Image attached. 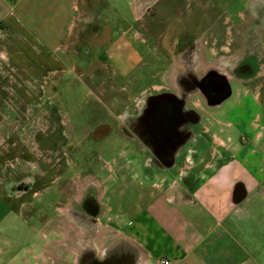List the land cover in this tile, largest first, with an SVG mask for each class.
Returning <instances> with one entry per match:
<instances>
[{"label": "crops", "instance_id": "1", "mask_svg": "<svg viewBox=\"0 0 264 264\" xmlns=\"http://www.w3.org/2000/svg\"><path fill=\"white\" fill-rule=\"evenodd\" d=\"M136 34L122 41L118 0H0V241L9 240L10 214L22 217L39 196L40 213L48 202L56 212L48 219L43 212L42 250L22 264H88L119 244L122 264H261L254 242L264 240V125L249 148L239 146L232 122L206 123L200 133L209 136L174 157L182 164L172 174L107 162L92 194L98 208L72 205L86 195L84 185L66 205L43 198L72 168L47 81H56L55 92L73 66L104 55L122 73V50ZM15 260L0 248V262Z\"/></svg>", "mask_w": 264, "mask_h": 264}, {"label": "rangeland", "instance_id": "2", "mask_svg": "<svg viewBox=\"0 0 264 264\" xmlns=\"http://www.w3.org/2000/svg\"><path fill=\"white\" fill-rule=\"evenodd\" d=\"M135 3L140 7L138 19L133 12ZM118 7L122 9V41L137 31L131 45L122 50V73L104 55L93 64L73 66L70 71L75 74L63 75L62 81L55 84V92L52 88L56 81H47L52 103L63 118L64 149L72 165L54 184L56 194L43 196L51 200L56 195L58 205L72 203L83 185V194L97 196L107 162H122L130 171L141 174L147 170L149 176L151 172L165 175L178 170L182 161L174 157L192 151L188 144L199 137V121L190 127L180 118L175 129L176 142L166 156H155L160 140L154 137L152 142L147 141L140 129L149 124L156 106L170 102L183 111L189 106L195 111L194 116H199V107L193 106L199 105L197 93L187 95L180 80L186 67L177 48L182 46L184 36L208 38L210 42L219 39L217 52L200 43L197 64L190 66L196 75L202 76L203 69L218 58L229 62L233 58L243 67L249 64L253 68L252 76L244 81L228 72L233 92L216 115L237 127L234 136L239 146L254 145L255 131L264 125V64L256 53L259 39L264 43L263 16L259 14L263 11L262 0H202L197 4L193 0H118ZM108 9L106 14L113 16V9ZM258 16L261 23H257ZM221 43L229 46L226 53L220 51ZM241 68L242 65L238 67L240 73ZM147 132L151 135L150 130ZM38 200L36 196L35 204L23 210L22 217L10 214L5 226L9 240L0 241V248L15 255V264H22L23 257H31L33 251L42 250V221L56 212L55 202H48L45 212L40 213ZM72 205L80 207L74 202ZM43 212L46 217H42ZM254 246L256 260L264 264V240H255Z\"/></svg>", "mask_w": 264, "mask_h": 264}, {"label": "flooded vegetation", "instance_id": "3", "mask_svg": "<svg viewBox=\"0 0 264 264\" xmlns=\"http://www.w3.org/2000/svg\"><path fill=\"white\" fill-rule=\"evenodd\" d=\"M196 4L201 2L202 0H193ZM263 1V11L260 14L263 16L264 22V0ZM258 16L257 23H261L262 20ZM260 18V19H259ZM261 20V21H260ZM210 39V38H209ZM212 39V38H211ZM200 43H206L210 46L214 52L216 51L215 45L219 44V39L216 38L215 40H208V38L198 39L189 38L184 36L182 39V46L178 47L177 49L181 50L182 57L184 59L183 63L186 67L185 74L180 79L182 84L186 88L187 95L192 93H197L199 98V105L193 103V106L199 107V116H194V112L191 110V107L188 106L187 109L180 110L178 106L174 103L164 104L163 106H156L155 113L151 117L149 124L145 127L142 126L143 130L140 129L142 136L147 140L152 142L153 138L156 137L160 141L157 142L156 146V155L166 156L169 155L168 152L171 151L172 145L176 142V124L180 120V118L184 119L186 125L201 124L200 126L203 127L206 123L207 124H216L218 123L217 113L219 112L222 104L232 95V84L230 82V77H228V72H232L233 76L238 79L244 81L245 79L252 76L253 68L247 64L246 67H243L244 64L242 62H236L232 60L229 62L226 59L218 58V60L209 66V68L203 69L202 76L196 75L193 68L190 66L197 64V60L200 57ZM210 43H213L210 45ZM180 44V43H179ZM258 44V53L261 55V59L263 60L264 64V43L259 39L257 42ZM224 47H226L224 49ZM220 51L227 52L230 48L226 43H221L219 45ZM179 53V54H181ZM220 56V53L218 54ZM238 65V66H237ZM242 65V72H239L238 67ZM245 70V71H243ZM191 97V95H190ZM192 106V105H191ZM192 106V107H193ZM173 109V110H172ZM176 112V113H175ZM156 114V115H155ZM146 118V117H144ZM199 119V120H197ZM141 125L143 124V119L141 120ZM189 126H184L189 128ZM200 127V128H201ZM151 131L149 135L147 131ZM150 136V137H149ZM153 136V137H152ZM209 136V134L199 133V137ZM199 137H195L193 140H197ZM90 195V194H89ZM77 204V202H75ZM78 205H83L85 209L91 208H98L99 204L97 202V198L93 197V195L87 196L85 195L81 202ZM118 250L122 253V245L119 244L116 247H113L112 252L110 255L103 260H96L91 261L88 264H122V257L114 256ZM115 258V259H114Z\"/></svg>", "mask_w": 264, "mask_h": 264}, {"label": "built area", "instance_id": "4", "mask_svg": "<svg viewBox=\"0 0 264 264\" xmlns=\"http://www.w3.org/2000/svg\"><path fill=\"white\" fill-rule=\"evenodd\" d=\"M159 264H170V261L166 259H160Z\"/></svg>", "mask_w": 264, "mask_h": 264}]
</instances>
